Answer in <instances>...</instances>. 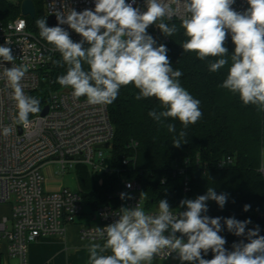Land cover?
<instances>
[{"label": "clouds", "instance_id": "9594fccd", "mask_svg": "<svg viewBox=\"0 0 264 264\" xmlns=\"http://www.w3.org/2000/svg\"><path fill=\"white\" fill-rule=\"evenodd\" d=\"M235 2L146 0V10L141 11L134 6L136 0H95L94 9L56 10V26L49 27L46 18L37 19L36 26L39 36L60 53L62 59L54 64L66 67V72L57 77V83L71 88L74 98L85 97L90 105H110L122 86L132 84L139 90L137 100L154 97L160 102L161 110L148 113L154 121L164 125L169 118L178 119L187 129L202 117L201 102L181 86L179 78L183 73L173 69L167 47L157 46L147 29L155 24L169 37L183 29L187 37L182 44L184 51L196 53L200 60L217 58L209 62L210 72L228 66L226 79L219 87L237 94L244 105H254L264 112V0H247L249 7L243 12L233 8ZM172 4L178 7L174 9ZM178 14L179 28L165 22ZM61 25H68L82 39L74 42ZM20 26L24 27L25 22ZM229 34L234 44L231 54L225 46ZM11 43L7 39L5 45H0V60L12 63L10 68L0 65V76L12 89L16 123L27 129L31 124L29 115L41 111L40 100L25 94L22 81L31 64H15ZM166 127L168 132H176L175 124L168 123ZM12 131L4 127L2 134L8 136ZM186 135L181 130L173 146L180 147ZM209 200L223 209L228 194H217L208 187L204 195L182 199L179 208L186 210L177 212L172 211L166 199L159 201L156 213L146 212L139 204L121 207L116 213L118 219L95 229L102 243L85 246L88 264H152L156 257L173 254L181 264H264V236L259 235V225L249 229L250 219L209 217ZM250 207L245 204L243 210L247 212ZM224 226L247 242H233L229 251L226 238L220 235ZM209 251L213 258L205 259Z\"/></svg>", "mask_w": 264, "mask_h": 264}, {"label": "trees", "instance_id": "16d2710c", "mask_svg": "<svg viewBox=\"0 0 264 264\" xmlns=\"http://www.w3.org/2000/svg\"><path fill=\"white\" fill-rule=\"evenodd\" d=\"M22 1L0 0V24L14 20L21 14ZM33 2L36 16H27L28 28L39 36L36 20L47 19V14L43 0ZM165 22L175 23L178 28L181 23L176 19H166ZM159 31V34H155V24L147 29L157 46L163 44L167 47L171 66L183 73L179 78L181 86L201 102L202 117L187 129H183L178 119L172 118L161 125L148 115L151 110H161L160 102L154 97L137 100L135 97L139 90L134 85L122 86L117 99L108 105L115 129L111 163L120 168V172L105 173L104 183L99 185L89 168L85 164H78L83 204L95 209L99 204L108 202L109 196L120 188L121 175L140 181L148 207L158 206L160 200L166 199L170 207L177 211L186 210L179 208L182 199H195L212 187L217 194L227 193L228 200L223 209L215 201H207L209 217H235L240 221L250 219L247 228L259 225V235L264 236V221L257 219L264 208V174L260 171L264 160V112L258 111L254 105H244L237 94L219 87L226 79L228 66L218 72H210L208 64L217 58L200 60L196 53L184 51L182 44L187 37L183 29L172 37ZM225 46L229 54L234 51L232 41ZM61 59L58 52L54 61ZM84 67L87 69L88 66ZM65 72L66 67L52 63L47 80L52 89L64 88L57 83V77ZM46 91L40 89L33 95L40 100V107L46 103ZM168 123L176 125L175 133L168 132ZM181 130L186 131L187 135L180 147H175L174 138ZM131 142H137L135 148L129 146ZM131 155L135 158L129 164H124L123 159ZM227 155L233 157V162L221 167L220 162ZM177 165L186 169L185 174L190 178L191 188L187 192L184 190V177L173 175ZM245 204L251 206L247 212L243 210ZM220 235L226 238L225 247L229 251L233 242L245 239L229 233L226 226ZM204 258H213L211 251ZM0 264H4L2 254Z\"/></svg>", "mask_w": 264, "mask_h": 264}, {"label": "built area", "instance_id": "2783aa9c", "mask_svg": "<svg viewBox=\"0 0 264 264\" xmlns=\"http://www.w3.org/2000/svg\"><path fill=\"white\" fill-rule=\"evenodd\" d=\"M46 14L55 15L56 10L75 9L82 11L94 9L95 0H43ZM130 2V0H128ZM135 7L146 10V0H136ZM174 9L177 4L171 5ZM233 8L243 12L248 8L247 0H236ZM172 19L180 20L179 14ZM25 26L21 27V22ZM74 42L82 38L62 25ZM155 25V34H159ZM15 64L30 63L31 68L22 81L26 95L32 96L40 89H46V103L41 111L30 114V126L25 129L16 123L17 108L12 89L0 76V204H9L10 216L0 218V242L8 244V255L17 260V264H28L29 244L37 239L52 235H63L66 225L75 222L83 212L82 190L73 191L67 187L58 190L44 189V169L55 162L61 165V171L85 164L95 176L97 183L103 185L104 175L108 172H120V168L112 166V150L115 129L111 121L108 105H90L85 97L74 98L71 88L52 89L47 82L58 51L47 45L38 35L28 28L27 16L21 14L7 23L0 24V45L6 40ZM231 41L230 34L225 42ZM43 56V60L40 57ZM0 65L10 68L11 62L0 60ZM3 69H0L2 73ZM48 110L45 114L42 111ZM12 128L10 135L4 136L2 129ZM108 143L107 147H103ZM137 142L129 146L135 148ZM133 155L123 159L129 164ZM233 162L227 155L220 166ZM186 169L176 166L174 176L184 177V190H190V178ZM264 174V160L260 166ZM131 185L128 187L127 185ZM121 193L125 198L121 199ZM139 204L146 212H158V206L148 207L142 184L134 177L121 175L120 188L109 196V201L99 204L89 213L90 223L80 229L83 240L101 242L95 232L113 223L121 207L132 208ZM173 212L177 210L172 209ZM259 215H264V208ZM167 258L156 257L155 261H168ZM12 261L6 264H12Z\"/></svg>", "mask_w": 264, "mask_h": 264}, {"label": "crops", "instance_id": "0c3cea01", "mask_svg": "<svg viewBox=\"0 0 264 264\" xmlns=\"http://www.w3.org/2000/svg\"><path fill=\"white\" fill-rule=\"evenodd\" d=\"M44 177L48 184L47 190L53 191L63 187L62 183H59V181L52 176L44 174ZM73 223L75 222L68 224ZM84 224L85 223H82L80 228L77 229L79 234ZM72 227L71 225L67 226L66 232L63 235L46 236L31 242L28 249V264H81L82 256H87L89 254L85 247L86 245L82 247L81 240L79 241L69 234ZM72 230L74 231L75 228ZM87 241L101 243L94 240ZM0 254L3 255L4 264L12 261L8 255V244L5 241L0 242Z\"/></svg>", "mask_w": 264, "mask_h": 264}, {"label": "rangeland", "instance_id": "374dc122", "mask_svg": "<svg viewBox=\"0 0 264 264\" xmlns=\"http://www.w3.org/2000/svg\"><path fill=\"white\" fill-rule=\"evenodd\" d=\"M249 7V6H248ZM43 8L46 12L45 9V4L43 2ZM78 165L74 164V166L68 168L65 171H61V165L58 162H55L53 164L48 165L45 169H44V174H48L50 176H52L53 178H55L56 180L59 181V183H62L63 187H67L73 191H77L79 190V180H78ZM48 188V184L47 182L44 180V189ZM93 209H91L89 206L84 204V208H83V212L77 216L75 223L73 224H68L66 225L69 226H73L69 232V234H71L72 237L77 238L80 242L82 247L85 245H88L90 243H93L91 241H87V240H82L80 239V234L79 231L77 229L80 228L82 223L88 224L90 223V217L88 216L89 213H92ZM10 216L11 215V211H10V206L9 204L3 203L0 204V218L2 216ZM75 228V230L73 231L72 229ZM77 230V231H76ZM82 260H81V264H88V255L87 256H82ZM185 263V262H184ZM152 264H181V261L178 258H175V255L170 258L168 261H152Z\"/></svg>", "mask_w": 264, "mask_h": 264}, {"label": "water", "instance_id": "95a60500", "mask_svg": "<svg viewBox=\"0 0 264 264\" xmlns=\"http://www.w3.org/2000/svg\"><path fill=\"white\" fill-rule=\"evenodd\" d=\"M21 12L23 15L34 18L36 16V8H35L33 0H23L21 4ZM46 22L50 27L56 26L58 23L55 15H48ZM47 110H48V107H45L42 111V114H45ZM107 146H108V143H105L103 145V147H107ZM257 219L259 221H264V215H258ZM12 264H17V260L14 259L12 261Z\"/></svg>", "mask_w": 264, "mask_h": 264}]
</instances>
